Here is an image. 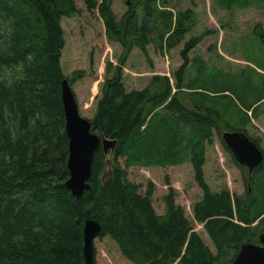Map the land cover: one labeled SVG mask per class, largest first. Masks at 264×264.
I'll list each match as a JSON object with an SVG mask.
<instances>
[{
  "label": "trees",
  "instance_id": "obj_1",
  "mask_svg": "<svg viewBox=\"0 0 264 264\" xmlns=\"http://www.w3.org/2000/svg\"><path fill=\"white\" fill-rule=\"evenodd\" d=\"M83 1L88 11L98 10L109 40L129 51L147 53L155 40L168 49L177 47L198 22L194 0H187L185 9L173 0H131L122 18L113 0ZM79 2L0 0V264H87L84 222L91 218L102 226L98 237L108 238L132 264H232L241 246L258 243L264 231V160L250 174L232 154L245 173L246 193L233 194L227 187L214 191L203 139L212 141V130L220 138L224 131L241 130L263 155L264 146L245 126L231 125L219 108L215 93L227 89L209 87L217 83L216 76L205 73L204 87L187 78L190 67L199 62L206 67L200 57L189 56L202 33L184 42L174 82L157 74L142 89H130L122 68L107 63L90 122L93 131L117 144L109 154L97 148L90 187L80 198L67 188L69 137L62 81L68 78L72 86L84 74L65 75L63 20L81 13ZM217 5L228 17L223 28L231 31L241 26L234 22L236 12L253 5L264 10V0H217ZM255 32L264 37L259 25ZM122 159L127 167L189 162L201 190L192 206L194 219L204 224L215 251L194 230L172 186L157 197L152 181L144 187L128 179ZM157 198L162 199V213Z\"/></svg>",
  "mask_w": 264,
  "mask_h": 264
},
{
  "label": "rangeland",
  "instance_id": "obj_2",
  "mask_svg": "<svg viewBox=\"0 0 264 264\" xmlns=\"http://www.w3.org/2000/svg\"><path fill=\"white\" fill-rule=\"evenodd\" d=\"M186 1L173 0V3L178 8L185 9L186 4L190 5V1ZM194 1L193 10L198 22L185 41L194 35L204 34L202 41L189 56L191 60L195 56L200 57L206 67L201 68V62L196 67H190L187 78L204 87L205 73L207 76H216L217 83L209 84V87L215 91L220 87L228 89L225 92L228 97L218 96L219 108L231 125L245 126L252 136L261 140V146H264V37L255 33L246 35V32L253 31L252 27L255 25H259L264 31V10L251 8L236 12L237 20L234 22L241 26L239 30L231 31L223 28L222 24L228 17L226 11L217 5V0ZM113 2V9L122 18L128 11L131 0ZM79 4L81 13L63 20L66 45L62 62L65 75L69 78L76 76L75 71L83 70L84 75L77 74L72 84L82 115L92 118L94 114L96 98L101 94L106 80L108 62L122 68L123 79L130 89H142L157 74L168 75L174 82L173 71L183 63L180 50L185 41L168 49L164 43L161 46L155 40L147 47V53L138 48L129 51L126 45L109 40L106 26L97 9L88 11L83 0ZM240 34H244L242 38ZM260 96L263 98L258 101L256 109H260L259 116L255 114L254 118H249L241 110L246 111L249 107L247 103H255ZM228 101L232 103L229 104ZM211 135L212 141L203 139V150L212 189L218 191L227 187L233 194L245 195L244 171L238 167L218 132L212 130ZM121 164L127 171L128 179L134 183L144 187L149 181L155 183L158 188L157 197L167 193L169 186H172L186 214L192 220L194 230L215 251L204 224L194 219L192 206L201 198V190L194 181L189 162L177 166L127 167L122 159ZM157 199L156 208L162 213V199ZM94 247L96 264H132L120 255L108 238L97 237Z\"/></svg>",
  "mask_w": 264,
  "mask_h": 264
},
{
  "label": "water",
  "instance_id": "obj_3",
  "mask_svg": "<svg viewBox=\"0 0 264 264\" xmlns=\"http://www.w3.org/2000/svg\"><path fill=\"white\" fill-rule=\"evenodd\" d=\"M62 102L65 113V127L69 137L68 169L70 177L66 181L67 188L74 196L80 198L90 187L94 153L101 146L106 154L114 150L115 139L105 137L92 130L90 118L82 115L75 92L68 78L62 81ZM223 140L232 151L236 160L248 167L249 172L263 161V152L259 146L244 132H224ZM110 164V161H107ZM110 172H106L103 178ZM102 231L96 219L84 222L83 253L87 264H96L94 241ZM232 264H264V231L259 235L258 243H245L241 246Z\"/></svg>",
  "mask_w": 264,
  "mask_h": 264
},
{
  "label": "crops",
  "instance_id": "obj_4",
  "mask_svg": "<svg viewBox=\"0 0 264 264\" xmlns=\"http://www.w3.org/2000/svg\"><path fill=\"white\" fill-rule=\"evenodd\" d=\"M251 8H257V5H253V6H249V9H251ZM244 10H248V9H244ZM262 10V9H261ZM252 29H253V31H249V32H246V35H249V34H256V32H255V30H256V25L254 26V27H252ZM244 34H240V36H241V38H242V36H243ZM241 38H239V39H241ZM244 64H245V61H244ZM228 91V89L227 90H225V91H223V92H217V93H215L216 95H217V97L218 96H220V95H222L223 94V97H228L227 96V94L225 93V92H227ZM212 94V93H211ZM228 103L229 104H231L232 103V101H228ZM258 103L259 102H257V103H254V104H250V103H247L248 104V106H251V107H248L247 109H246V111H244V110H241L243 113H245L249 118H254V116L253 115H255V114H257V115H255V116H259V112H260V109H258V111H256V109L258 108ZM255 109V111L253 112V110ZM246 128V127H245Z\"/></svg>",
  "mask_w": 264,
  "mask_h": 264
}]
</instances>
